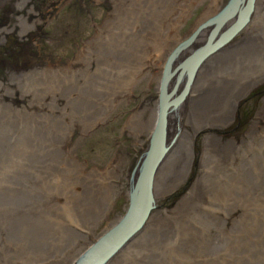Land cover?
Instances as JSON below:
<instances>
[{"label":"rangeland","instance_id":"obj_1","mask_svg":"<svg viewBox=\"0 0 264 264\" xmlns=\"http://www.w3.org/2000/svg\"><path fill=\"white\" fill-rule=\"evenodd\" d=\"M226 1L0 0V264L72 263L127 205L130 174L150 134L127 124L138 114L146 121L156 109V77L164 67L148 60L126 91L113 98L119 85L85 93L86 87L101 84L95 73L113 63L100 58L101 48L112 42L128 56L130 71L138 48L155 32L178 43ZM262 4L225 44L227 52L250 38L264 50ZM211 27L202 28L197 46ZM260 50L255 57L246 55L256 62L247 73L250 78L245 80L243 73L236 79L246 88L228 103L222 123L192 129L186 120L179 122L181 135L191 134L187 171L156 197L157 207L132 245L108 264H264ZM239 54L229 52L227 58L234 63ZM101 104L108 105L94 116ZM209 139L215 151L205 157ZM175 140L169 153L177 148L180 139ZM225 144L229 153L224 160ZM215 154L220 155L217 161ZM180 164L174 172L181 171ZM98 175L105 176L103 183ZM101 187L98 201L95 189ZM37 236L45 239L43 244Z\"/></svg>","mask_w":264,"mask_h":264},{"label":"bare ground","instance_id":"obj_2","mask_svg":"<svg viewBox=\"0 0 264 264\" xmlns=\"http://www.w3.org/2000/svg\"><path fill=\"white\" fill-rule=\"evenodd\" d=\"M262 1L263 0H252L250 12L252 11L255 14L258 10L263 9ZM231 17L224 18V21L220 24L218 33L221 32L223 28L226 29L230 23L232 24L235 22L236 19L234 18L235 16L233 15ZM201 20L202 19H200L199 21ZM247 20L248 18L245 20V22H243L242 25L239 26V28L227 40H225L220 46H218L216 50H214L213 52H211L210 54L206 55L201 60L196 62L195 59L193 60L191 59V57L189 58V55L186 56V54L192 53V51L199 48L201 45L203 46V43L197 46V44H199L202 41V34H203L202 28L205 27L203 26L194 34L192 39L185 46H183L175 53L166 71H164L165 68L162 69L161 72L159 73V77H156L159 91H160V87L162 86H163L162 88H164L165 90L169 86L171 90L173 89V93L167 98V100L172 99L171 96H173L178 86L180 89L179 93H182V96L180 100L175 104L174 109L172 105H169L170 109L168 110L170 111L165 113V115L163 116L162 132H161L163 139L162 144L163 147L167 146V148L165 149V151L162 152L159 159L155 162L156 157L158 156L159 153L158 145L160 140H158L156 142V147L154 148L151 157L147 161L146 169L140 175V178L142 179V186L139 187L140 188L142 187L141 189L145 192L147 190L149 191V193L152 196L151 199L154 201V204L156 197L163 191H167V189L175 186L177 179L184 176L187 171L186 167L188 164L187 162L190 156V152L188 155L186 146L187 145L189 146V143H187V138L189 137V135L191 136V134L186 132L185 136L181 135L182 125L179 124V122H181V120H183V122L184 120H186L191 125L192 129H194V127L196 126L200 127L206 124L207 122H211L215 124L222 123L227 116V110L229 106L228 103L231 102L232 104V101H234V99L237 100L238 96H240L244 92V89L246 88V82L242 81L240 83H237L238 80L236 79L243 73L244 74L242 76L246 75L244 78L245 80L250 78L249 75H247V73L249 72V68L256 62V59L255 61H253L252 59L248 58L246 55L250 53V57L251 56L255 57L258 55V50H260V48L262 47L260 45L258 46L257 43L258 46L257 48L255 46L256 41L255 40L251 41L252 39L250 38V41L244 44L242 47H239L236 50L229 51V52H233V51L240 52L239 54L240 57L238 58V61L231 63V61H229V59L227 58V54L229 52H227L228 49L225 48L226 46L225 44L228 43V41H230V39L234 37V35L238 30L243 29ZM220 28L222 29L220 30ZM152 37L153 39L151 41L148 40L145 41L142 47L138 48L136 54L137 56H135L134 59V66L130 71L127 70L128 66L126 65L127 59L129 60V58L127 55H125L124 52L120 50H115L113 46H111L112 42L109 44L110 45L109 48L108 46H103V49L101 48L102 53L100 54V58L110 59L111 63L112 61L113 63L111 66H107L106 70L102 69L98 73H95L96 74L95 77L98 78L99 80L101 79L100 80L101 84L99 85L98 88L96 86L93 87L90 86V88L86 87L87 91H85V93L98 94L102 91V88L100 89V86L102 85L112 86L111 88L119 85L117 90H115V94L112 95L113 98V96L118 94L119 92L121 94L123 91H126V88L128 87V83L131 80L132 75L136 73L137 70L140 69L141 66L144 63H146L148 60L154 58V61L158 62L160 66L163 67L166 66L167 59L170 56V54L173 52L174 46L176 44L178 45L181 40L177 43V40H173V39L170 40L169 39L170 37L166 39L161 38L159 36V33L156 32L150 38ZM100 38H98L97 41ZM121 42H123L124 45L127 44V42L124 39ZM121 42L120 44L115 43L114 46L116 47L122 46ZM135 46H137V44ZM193 47L196 48L194 49ZM171 49L172 52L169 53ZM215 51L218 52L216 53ZM260 51L264 52V50H260ZM176 61H178L179 63ZM183 61L184 63L182 65V68L184 66L185 68H183L182 71H180L181 68L179 67L178 69L177 66H179V64H181ZM215 63H218V66L214 70V75H212V71L215 66ZM115 64H116V68H115ZM119 68H122V70ZM174 75L175 77L173 78ZM255 75L256 74L252 76ZM231 77H233V80H235L234 82H232ZM106 78L107 81H102ZM66 89H68V87L64 89L65 93H66ZM107 105L108 104H101L99 111H97L94 114V116L103 109H105ZM158 106L159 104L157 105L154 112L149 116V118L146 119V121L142 120L139 114L131 118L127 124V128L133 131L137 129H147L150 130L149 132L151 133L156 125V122L159 121ZM182 138L185 139V141H182ZM174 140L175 143L177 142V140L179 142L176 145L177 148L176 149L174 148L171 151L172 153L170 152L171 153L170 154L169 153L170 146L172 142H174ZM207 145L208 147L206 148V151H204L205 157H207L209 153H211L212 151H215L214 143L210 142V139L208 140ZM178 151L182 154L184 152L185 155L178 153ZM228 153H229V146L225 144V146L221 149L220 155L225 160L226 158L223 155H228ZM220 155L219 158H217L216 154L214 155L216 161L220 159ZM179 163L182 164V165L180 164L181 171L179 170L178 173L174 172L173 170L174 165ZM133 171H135L134 176H136L137 170L134 169ZM98 178L100 182L103 183L105 176L100 178V176L98 175ZM102 192H103L102 187L101 189H95V196L97 197L98 201ZM143 200L144 199L142 198V201H139L140 207L142 206ZM155 207H157L156 204L149 209L147 216L144 218L142 222L143 223L142 227L148 221L149 217H151L152 215L150 213V210ZM140 212L141 210L137 209L130 216L127 226L129 225V223H131L138 217ZM115 224H112L111 226ZM138 232L139 230L134 235L128 237L126 241H124L123 243L115 245L113 247L114 249L111 250L110 256H107L100 260V262H103L101 264H108L109 260H111L112 257L116 258L118 255H120L119 252L121 253L128 245H129L128 246L129 249V247L132 245L131 243L134 241ZM44 240H45L44 238L41 239V237L37 236V243L43 244ZM109 246L110 245H108L104 250L109 248ZM82 252L83 250L77 253L75 255V258H73L72 260L74 261L76 257H78ZM87 261L88 264H92L94 262V259L89 258ZM87 261L85 262V264H87Z\"/></svg>","mask_w":264,"mask_h":264},{"label":"water","instance_id":"obj_3","mask_svg":"<svg viewBox=\"0 0 264 264\" xmlns=\"http://www.w3.org/2000/svg\"><path fill=\"white\" fill-rule=\"evenodd\" d=\"M251 3L252 0H227L215 14L210 16L200 25H198L190 35L180 41V43L175 47L173 52L168 57L167 65L164 66V71H166V69L170 65V61L175 55V53L183 46H185L192 39L194 34L203 26L211 25L212 27L203 46L201 45L199 48L192 51V53L189 54V58L191 57V59H195L196 62H198L203 57L216 50V48H218V46H220L225 40H227L248 18V14L251 10ZM233 15L235 16L234 18H236L235 22L229 25L225 30H222L218 33V29L220 27V24L224 21V18H229ZM184 61L179 64V66H177L178 69L179 67L181 68L180 71L185 68V66L182 68ZM162 87H160L158 96L159 121L156 122L153 131L149 134L147 147L139 156L134 166V169L137 170L136 176H134L135 171H132L130 174L131 176L128 182L129 185L126 193L127 205L122 215L119 216L115 225L111 226L109 229L104 230L99 236H97L95 240L92 241L90 245H88L87 248L74 261H72L71 264H85V262L89 258L94 259V262L92 264L103 263L100 262V260L102 258L110 256L111 250L114 249L113 247L115 245L123 243L128 237L134 235L142 227V222L147 216L149 209L155 205L154 201L151 199L152 196L149 191L147 190L145 192L141 189L142 187H139L142 186V179L140 178V175L146 169L147 161L151 157L152 152L156 147V142L160 140L158 145L159 153L156 157L155 162L159 159L162 152L165 151V149L167 148V146L163 147L162 144L163 139L161 132L163 116L165 115V113L170 111L168 110L170 109L169 105H172L174 109L175 104L180 100L182 96V93H179L178 95L174 96L171 100H167V98L173 93V90L167 93L166 90ZM142 198L144 200L142 202V206L140 207L139 201H142ZM137 209L141 210L140 214L134 221L129 223V225L127 226L130 216ZM108 245H110L109 248L104 250Z\"/></svg>","mask_w":264,"mask_h":264},{"label":"flooded vegetation","instance_id":"obj_4","mask_svg":"<svg viewBox=\"0 0 264 264\" xmlns=\"http://www.w3.org/2000/svg\"><path fill=\"white\" fill-rule=\"evenodd\" d=\"M210 26H211V25H210ZM208 34H209V33H208ZM207 37H208V35H207ZM205 41H206V40H205ZM204 43H205V42H204ZM204 43H203V44H204ZM178 63H179V62H178Z\"/></svg>","mask_w":264,"mask_h":264}]
</instances>
